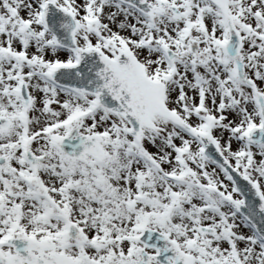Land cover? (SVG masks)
Returning a JSON list of instances; mask_svg holds the SVG:
<instances>
[{"label": "snow or ice", "instance_id": "6c2138e0", "mask_svg": "<svg viewBox=\"0 0 264 264\" xmlns=\"http://www.w3.org/2000/svg\"><path fill=\"white\" fill-rule=\"evenodd\" d=\"M0 264H264V0H0Z\"/></svg>", "mask_w": 264, "mask_h": 264}]
</instances>
